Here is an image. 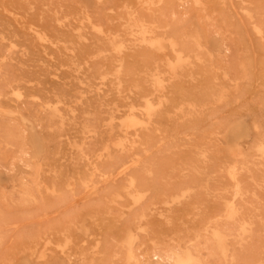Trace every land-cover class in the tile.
I'll return each mask as SVG.
<instances>
[{
  "label": "rangeland",
  "instance_id": "obj_1",
  "mask_svg": "<svg viewBox=\"0 0 264 264\" xmlns=\"http://www.w3.org/2000/svg\"><path fill=\"white\" fill-rule=\"evenodd\" d=\"M0 159V264H264V0H0Z\"/></svg>",
  "mask_w": 264,
  "mask_h": 264
},
{
  "label": "bare ground",
  "instance_id": "obj_2",
  "mask_svg": "<svg viewBox=\"0 0 264 264\" xmlns=\"http://www.w3.org/2000/svg\"><path fill=\"white\" fill-rule=\"evenodd\" d=\"M137 17V16H136ZM131 21V20H130ZM134 26V25H133ZM99 30V29H98ZM98 33V32H97ZM175 35H176V33H175ZM38 37H39V35H37ZM36 36V37H37ZM109 38V37H108ZM107 38V39H108ZM43 39V38H42ZM106 39V40H107ZM45 40V39H44ZM121 40V39H120ZM9 41H10V38H9ZM142 42V41H141ZM10 43V42H9ZM13 44V43H12ZM7 55V54H6ZM119 61V60H118ZM120 62V61H119ZM122 64V63H121ZM123 66V65H122ZM127 70V69H126ZM128 70H130V69H128ZM127 72V71H126ZM130 73H131V71H130ZM118 75V74H117ZM116 77V76H115ZM18 86V85H17ZM132 108V107H131ZM145 136V135H144ZM147 136H149V135H147ZM126 137V136H125ZM139 137H141V136H139ZM150 137V136H149ZM148 138V137H147ZM125 139V138H124ZM145 139V138H144ZM150 139V138H149ZM126 140V139H125ZM146 140V139H145ZM151 140V139H150ZM153 141V140H152ZM123 144V143H122ZM107 146V145H106ZM135 148V147H134ZM120 152V151H119ZM121 153V152H120ZM123 153V152H122ZM103 155V154H102ZM116 157V156H115ZM136 157V156H135ZM117 158V157H116ZM137 158V157H136ZM4 159V158H3ZM102 159V158H101ZM1 160V159H0ZM128 160V159H127ZM133 160V159H132ZM125 162V161H124ZM102 165H104V164H102ZM124 165V164H123ZM106 168H108V166L106 167ZM138 168V167H137ZM113 169V168H112ZM106 171H107V169H106ZM120 176V175H119ZM120 183H121V181H120ZM122 184V183H121ZM123 187V186H122ZM138 187H139V185H138ZM259 247V246H258ZM251 260V259H250Z\"/></svg>",
  "mask_w": 264,
  "mask_h": 264
},
{
  "label": "crops",
  "instance_id": "obj_3",
  "mask_svg": "<svg viewBox=\"0 0 264 264\" xmlns=\"http://www.w3.org/2000/svg\"><path fill=\"white\" fill-rule=\"evenodd\" d=\"M25 260H28L27 262L28 264H41V263H34L25 257H21L17 262L18 264H26Z\"/></svg>",
  "mask_w": 264,
  "mask_h": 264
}]
</instances>
